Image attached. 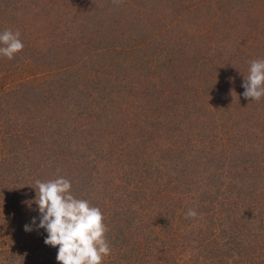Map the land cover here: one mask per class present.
Here are the masks:
<instances>
[{
    "label": "rangeland",
    "instance_id": "374dc122",
    "mask_svg": "<svg viewBox=\"0 0 264 264\" xmlns=\"http://www.w3.org/2000/svg\"><path fill=\"white\" fill-rule=\"evenodd\" d=\"M5 29L0 264H58L31 221L61 176L103 213V264H264V97L242 95L264 0H0Z\"/></svg>",
    "mask_w": 264,
    "mask_h": 264
},
{
    "label": "clouds",
    "instance_id": "9594fccd",
    "mask_svg": "<svg viewBox=\"0 0 264 264\" xmlns=\"http://www.w3.org/2000/svg\"><path fill=\"white\" fill-rule=\"evenodd\" d=\"M123 0H113L120 4ZM19 30L5 29L0 32V57L11 60L23 50ZM244 98L259 101L264 97V59L249 62L248 74L242 84ZM34 203L40 216L33 217L31 225L46 230V245L57 247L58 264H103L104 257L111 254L106 238L108 228L100 208L88 200L77 198L71 192L72 184L64 177L35 181ZM197 211L189 208L186 218H196ZM37 219L39 224L37 225ZM29 224L25 231H32Z\"/></svg>",
    "mask_w": 264,
    "mask_h": 264
},
{
    "label": "trees",
    "instance_id": "16d2710c",
    "mask_svg": "<svg viewBox=\"0 0 264 264\" xmlns=\"http://www.w3.org/2000/svg\"><path fill=\"white\" fill-rule=\"evenodd\" d=\"M205 246H202V244H200V245H197L196 246V248H195V250L194 251H196L197 249H202V248H204ZM46 251L44 252V250H42L40 253H39V257H41V260H42V262H46V259H44V257L45 256H47V252L49 253V255H50V248L48 247V249H45ZM48 250V251H47ZM42 253H46V255H44V256H42L43 254ZM163 264V262L162 261H156L155 262V264ZM164 264H165V262H164Z\"/></svg>",
    "mask_w": 264,
    "mask_h": 264
}]
</instances>
